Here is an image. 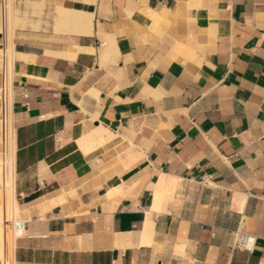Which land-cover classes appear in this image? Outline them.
<instances>
[{
    "label": "crops",
    "instance_id": "1",
    "mask_svg": "<svg viewBox=\"0 0 264 264\" xmlns=\"http://www.w3.org/2000/svg\"><path fill=\"white\" fill-rule=\"evenodd\" d=\"M18 11L14 262L264 264V0Z\"/></svg>",
    "mask_w": 264,
    "mask_h": 264
},
{
    "label": "built area",
    "instance_id": "2",
    "mask_svg": "<svg viewBox=\"0 0 264 264\" xmlns=\"http://www.w3.org/2000/svg\"><path fill=\"white\" fill-rule=\"evenodd\" d=\"M11 15L12 0H0V25L6 27V25L10 22ZM0 34V167L2 168L0 191L4 192L7 181L13 182L14 184L16 129L14 125L13 112L14 60L11 53L12 42L9 31ZM15 228L24 231L25 222L23 220H19ZM19 236H17L16 239ZM2 264H4V262H2Z\"/></svg>",
    "mask_w": 264,
    "mask_h": 264
},
{
    "label": "bare ground",
    "instance_id": "3",
    "mask_svg": "<svg viewBox=\"0 0 264 264\" xmlns=\"http://www.w3.org/2000/svg\"><path fill=\"white\" fill-rule=\"evenodd\" d=\"M29 3L30 2H27L26 4H29ZM196 3H198V2H196ZM30 4H32V3H30ZM194 5H195V2H194ZM27 6H29V5H27ZM29 9H30V7H29ZM27 10H26L25 14L27 13ZM32 10H33V7H32ZM33 12L34 11H32V13ZM12 13H14V11H12ZM12 16H11L10 22L6 25V27L5 26L1 27L0 33H5L7 31L12 33V31H13L12 28L14 27V26H12V23L14 24V22H11ZM15 19H17V18H15ZM15 19H13V20H15ZM19 20H20V17H19ZM19 20H16V21H18V23H19L20 22ZM18 23L15 25H18ZM57 25L61 26V27H64V26L65 27L82 26L85 28H91V15H82L81 13H73V12H69V11H65L64 9H61L58 12ZM16 28H18V27H16ZM12 44L13 43H11V45ZM11 53L13 56L14 45H12V52ZM0 55H1V51H0ZM68 56H69V54H68ZM1 180H2V168L0 167V183H1ZM15 205H16V199H15V194H14L13 182L7 181L5 184V191L4 192L0 191V253L3 256L4 264H14L15 239L18 236V234L22 231L21 229L15 228L17 222L19 221L18 218L16 217V213H15V211H17L18 208L15 209ZM9 223H10V225H9Z\"/></svg>",
    "mask_w": 264,
    "mask_h": 264
},
{
    "label": "rangeland",
    "instance_id": "4",
    "mask_svg": "<svg viewBox=\"0 0 264 264\" xmlns=\"http://www.w3.org/2000/svg\"><path fill=\"white\" fill-rule=\"evenodd\" d=\"M18 3H19V0H12V11H14V13H12V20H11V22H14V24L12 23V26H14L12 29H13V31L15 32V30L17 29L16 27H18V25H15V24H17L18 23V21H16V20H18V14H19V11H18ZM18 11V12H17ZM16 13V14H15ZM16 15V16H15ZM17 18V19H15V18ZM1 18V17H0ZM13 19H15V20H13ZM17 23H16V22ZM1 25H0V32H1ZM16 28V29H15ZM12 31V33H10V39H11V42L13 43L12 45H14V32ZM176 45V48H175V50H174V55L175 56H179V57H182V58H191L193 55H194V51L193 50H191L190 48H187V47H185V46H182V45H180V44H175ZM178 48V49H177ZM180 48H182V50H180ZM12 58H13V60H15V58L12 56ZM15 208H16V205H15ZM15 213H16V217H17V215H18V211H15ZM18 218V217H17ZM19 219L21 220V218L19 217ZM16 240V239H15ZM2 262H3V256H2V254L0 253V264H2ZM14 264H15V262H14Z\"/></svg>",
    "mask_w": 264,
    "mask_h": 264
}]
</instances>
